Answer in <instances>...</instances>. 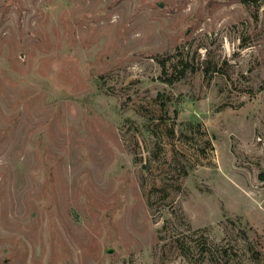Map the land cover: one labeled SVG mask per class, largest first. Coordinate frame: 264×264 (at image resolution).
Listing matches in <instances>:
<instances>
[{
  "label": "rangeland",
  "instance_id": "1",
  "mask_svg": "<svg viewBox=\"0 0 264 264\" xmlns=\"http://www.w3.org/2000/svg\"><path fill=\"white\" fill-rule=\"evenodd\" d=\"M0 264H264V0H0Z\"/></svg>",
  "mask_w": 264,
  "mask_h": 264
}]
</instances>
